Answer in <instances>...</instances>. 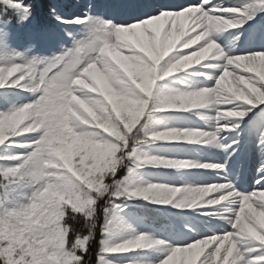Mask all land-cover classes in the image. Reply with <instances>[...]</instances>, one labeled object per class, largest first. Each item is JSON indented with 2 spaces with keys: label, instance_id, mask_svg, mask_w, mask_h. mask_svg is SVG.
Wrapping results in <instances>:
<instances>
[{
  "label": "snow or ice",
  "instance_id": "obj_1",
  "mask_svg": "<svg viewBox=\"0 0 264 264\" xmlns=\"http://www.w3.org/2000/svg\"><path fill=\"white\" fill-rule=\"evenodd\" d=\"M94 7L0 0V264H264V0Z\"/></svg>",
  "mask_w": 264,
  "mask_h": 264
},
{
  "label": "trees",
  "instance_id": "obj_2",
  "mask_svg": "<svg viewBox=\"0 0 264 264\" xmlns=\"http://www.w3.org/2000/svg\"><path fill=\"white\" fill-rule=\"evenodd\" d=\"M36 25V19H35V16H33V19L31 20V21H29L27 24H23V25H18V24H15L14 23V32L16 33V34H23L26 30H30V29H32L33 28V26H35ZM14 33V34H15ZM179 84V81L177 80L172 86L173 87H176V85H178ZM179 86V85H178ZM180 88V87H179ZM194 158V157H193ZM81 224H82V221H80V222H78L77 223V226L79 227V226H81ZM94 253H95V247H94V249H93V255H94Z\"/></svg>",
  "mask_w": 264,
  "mask_h": 264
},
{
  "label": "rangeland",
  "instance_id": "obj_3",
  "mask_svg": "<svg viewBox=\"0 0 264 264\" xmlns=\"http://www.w3.org/2000/svg\"><path fill=\"white\" fill-rule=\"evenodd\" d=\"M103 2H105V0L103 1ZM98 3H96V5H97ZM56 7L61 11V12H63L64 13V10H63V8L57 3L56 4ZM72 8V7H71ZM58 10V11H59ZM66 12V11H65ZM191 83H193V82H191ZM190 83V84H191ZM256 163H257V158H254V160H253V162H252V164H251V166H250V169H251V177L252 178H254V174H255V167H256ZM231 199V198H230ZM222 203H224V204H228V206L230 207L231 205L229 204V202H222ZM227 214V213H226ZM219 220H217L215 223H218L219 224ZM182 259V257L181 256H179L178 255V257L176 258V264H179V261Z\"/></svg>",
  "mask_w": 264,
  "mask_h": 264
},
{
  "label": "clouds",
  "instance_id": "obj_4",
  "mask_svg": "<svg viewBox=\"0 0 264 264\" xmlns=\"http://www.w3.org/2000/svg\"><path fill=\"white\" fill-rule=\"evenodd\" d=\"M150 85H151V80L145 77L143 86L147 89L150 87Z\"/></svg>",
  "mask_w": 264,
  "mask_h": 264
}]
</instances>
